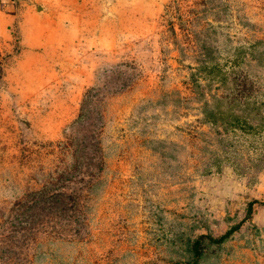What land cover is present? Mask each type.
<instances>
[{"label": "rangeland", "instance_id": "rangeland-1", "mask_svg": "<svg viewBox=\"0 0 264 264\" xmlns=\"http://www.w3.org/2000/svg\"><path fill=\"white\" fill-rule=\"evenodd\" d=\"M0 66V264H264V0H0Z\"/></svg>", "mask_w": 264, "mask_h": 264}, {"label": "trees", "instance_id": "trees-1", "mask_svg": "<svg viewBox=\"0 0 264 264\" xmlns=\"http://www.w3.org/2000/svg\"><path fill=\"white\" fill-rule=\"evenodd\" d=\"M0 71H1V66H0ZM84 113L80 114L79 117L83 116ZM204 114H207V112H204ZM244 125V124H243ZM41 191H38L37 193H40ZM252 201L249 202V206H251ZM235 226H231L228 230H226L223 234L219 235L218 237H214V241H222L223 239H225L231 232ZM211 237V236H209ZM200 237L195 238L192 243H191V247H190V251L192 252V259H189L186 264H196L197 260H196V256L199 253H202L199 244H200Z\"/></svg>", "mask_w": 264, "mask_h": 264}]
</instances>
